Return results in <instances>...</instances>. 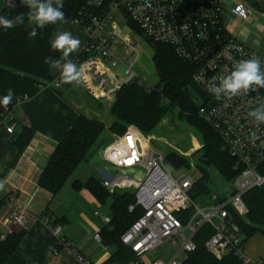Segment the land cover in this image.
Instances as JSON below:
<instances>
[{
    "label": "built area",
    "instance_id": "built-area-1",
    "mask_svg": "<svg viewBox=\"0 0 264 264\" xmlns=\"http://www.w3.org/2000/svg\"><path fill=\"white\" fill-rule=\"evenodd\" d=\"M13 3L15 6L9 7L8 0H1V8L15 9L20 0ZM69 19L86 36L73 62L78 68L83 67L81 85L97 101L114 100L133 77L144 84L135 70L138 63L143 65V51L135 43L134 32L138 31L147 41L170 45L183 61L193 64V83L200 85L207 97L199 114L218 133L234 162L236 176L228 182L226 191L214 190L205 199L207 202L199 204L190 195L198 171L196 163L190 160L185 172L175 177L176 168L167 161L168 152L156 149L153 136L135 125H129L103 148L101 158L116 170L145 171L139 179L121 172L114 175L106 169L101 172V183L110 192L133 189L136 201L129 210L139 206L143 211L121 235L122 243L135 255L126 264H147L144 257L165 241L177 246L176 252L167 260L155 259L148 264H184L196 248L195 235L207 224L214 233L205 247L216 258L233 254L240 264H264V260L252 262L247 257L239 222L249 212L244 195L264 186V124L257 128L254 119L247 115L264 104V88L253 86L254 90L231 98L223 94L217 98L210 91L240 61L255 56L264 68V56L259 50L229 27L231 21H264V0H87ZM60 79L59 73L42 87L55 86ZM29 98L18 97L13 106ZM0 127L9 134L15 132L10 107L1 114ZM25 213L26 208L19 206L3 219L9 232L29 228ZM95 215L105 226L110 225L109 214L97 210ZM44 221L51 224L49 218ZM51 227L55 235L60 233L61 226ZM94 239L103 241L100 232L94 234ZM60 244L71 246L65 238H60ZM75 254L81 264H95L84 254Z\"/></svg>",
    "mask_w": 264,
    "mask_h": 264
},
{
    "label": "trees",
    "instance_id": "trees-1",
    "mask_svg": "<svg viewBox=\"0 0 264 264\" xmlns=\"http://www.w3.org/2000/svg\"><path fill=\"white\" fill-rule=\"evenodd\" d=\"M86 1L63 0L62 11L65 17L77 15ZM27 11L28 7L21 4L15 9L1 8L0 0V16L13 18ZM25 25L7 30L0 26V100L9 94V90L12 93V100L7 107L0 103V116L8 107L13 108L18 97L33 96L51 80L52 67L45 63V58L61 59V53L51 48V37L56 24L38 29V35L33 39H29L28 33L31 29ZM131 26L136 28L133 24ZM147 42L153 50L152 58L159 77L157 86L149 87L138 82L123 85L110 107V114L114 118L110 126L98 118L79 114L65 137L56 146L39 178V185L53 197L58 195L79 166L89 160L93 148L106 129L121 135L129 125H135L144 134L149 135L173 108L179 109L180 115L186 116L190 123L197 126L203 136V146L197 150L199 156L196 166L199 177L190 191L191 198L203 201L215 190L210 169L222 175L227 183L236 176L233 159L223 147L222 139L212 126L199 116V107L193 100L191 84L195 66L183 61L170 45L150 40ZM13 134L14 138L10 145L12 160L9 166L15 165L18 161L35 131L27 125H22L20 131ZM167 161L174 167H188L190 163L176 152L167 153ZM73 186L77 189L87 187L101 205L109 206L111 223L104 226L100 233L103 242L112 247L113 252L103 264H126L133 260L135 255L122 243L121 235L143 212L139 206L133 211L129 210V206L136 201L134 190L119 189L110 192L95 176H91L86 182L75 180ZM243 199L249 212L245 220L241 219L239 222L247 242L257 234L264 236V186L248 191ZM60 221L56 218L52 224L56 225ZM25 231L14 230L4 241H0L1 264L6 263L16 251ZM213 233L214 229L209 224L197 232L194 237L196 248L189 254L184 264H240V260L233 254L218 259L207 251L205 243Z\"/></svg>",
    "mask_w": 264,
    "mask_h": 264
},
{
    "label": "crops",
    "instance_id": "crops-1",
    "mask_svg": "<svg viewBox=\"0 0 264 264\" xmlns=\"http://www.w3.org/2000/svg\"><path fill=\"white\" fill-rule=\"evenodd\" d=\"M65 18L66 31L81 41L79 51L70 56L73 61L82 50L86 36L69 18ZM58 32H62V29H58L56 24L51 41ZM59 73L60 69L52 67L51 80ZM77 84L80 83L63 84L59 88L46 85L29 99L13 106L11 117L15 123V132H19L22 125L35 131L27 148L13 166H9V163L12 160L10 145L14 134L0 127V241L13 233L5 227L3 219L17 207L26 208L25 219L29 225L18 248L3 264H81L75 251L84 254L95 264H103L113 252L112 247L94 239V234L105 226L95 211L109 214V206L101 205L87 187L77 189L73 186L75 180L86 182L85 179L70 181V178L55 197L39 185V178L52 153L80 113L107 122L108 126L114 120L111 114L106 118L107 113L102 108L95 107L80 95L78 87L91 97L82 85ZM108 102L110 113L113 100ZM165 117L158 127L167 124ZM153 136L163 139L159 132ZM202 144L203 141L196 142L193 149H199ZM100 153L101 150L98 151L99 156ZM94 163L100 175L107 167L116 170L108 163L103 166H99L101 164L98 161ZM45 218L50 219V225L45 223ZM56 218L61 220L56 224L61 226L58 235L54 234L51 227ZM60 238H65L71 246L60 244ZM245 253L252 262L264 260V236L257 234L250 238L246 242Z\"/></svg>",
    "mask_w": 264,
    "mask_h": 264
},
{
    "label": "rangeland",
    "instance_id": "rangeland-1",
    "mask_svg": "<svg viewBox=\"0 0 264 264\" xmlns=\"http://www.w3.org/2000/svg\"><path fill=\"white\" fill-rule=\"evenodd\" d=\"M57 28L62 29V31H66V23L63 22H57ZM66 24V25H65ZM229 27L231 30H235L238 35L242 37L247 43H249L252 47L259 50V52L264 56V21H246V22H233L231 21L229 23ZM134 40L138 48L147 53L150 57L153 56V50L150 46V44L147 42V40L140 34L138 31L134 32ZM258 41V43H256ZM135 70L137 71L140 79L144 82L145 85L149 87H156L159 82V77L157 75L156 70L149 72L145 69V67L138 63L135 66ZM81 86V84H77ZM78 93L84 97L95 107L102 108L107 113L106 118L110 113L108 112V107L110 102L108 101H97L89 97L87 94H85L84 90L78 87ZM191 92L193 94V100L195 104L200 108L201 105H203L206 102V94L202 87L196 83L191 84ZM200 116V114H199ZM201 117V116H200ZM166 125L160 124V126L157 127L149 134L151 136L154 135L156 132L159 136H163V139H158L157 137L153 136L152 144L153 146L162 151L163 153H170V152H176L182 157H185L186 159L193 160L196 165L198 163V156L199 152L198 149H193L196 142L203 141V136L198 129L197 126L190 123L188 118L184 115H180V111L177 108L171 109L166 117ZM105 124L107 122H104ZM108 126V124H106ZM118 136V134H115L113 132H110L108 129H106L95 147L93 148V151L91 153V156L88 161L83 162L75 174L71 177L70 181H73L74 179H85L86 181L90 178V176H96L98 178L101 177L100 172L96 170L95 163L96 161L100 162L99 166H103L106 162L99 156L98 151L102 150L103 148L110 145ZM165 140V141H164ZM173 149V150H171ZM174 170V176L179 177L182 175L185 170L184 167H175ZM106 170L112 172L114 175L121 172L125 175L132 176L136 179H139V177H142L144 174V170L141 169V171H124V170H115L112 168H105ZM212 181H213V187L218 192H224L226 191V188L228 186L227 180L220 174L216 173L213 169H210ZM199 177V171H197L195 175V179ZM196 203L200 204V200L198 198L194 199ZM204 201H206L204 199ZM207 202V201H206ZM177 250V246H174L171 242L165 241L163 244L158 246L153 251L149 252L145 257V261L147 263L152 262L155 259H162L167 260L171 255H173Z\"/></svg>",
    "mask_w": 264,
    "mask_h": 264
},
{
    "label": "clouds",
    "instance_id": "clouds-1",
    "mask_svg": "<svg viewBox=\"0 0 264 264\" xmlns=\"http://www.w3.org/2000/svg\"><path fill=\"white\" fill-rule=\"evenodd\" d=\"M9 7H14L13 0H8ZM21 5H26L29 9L27 13L17 14L13 18L0 16V26L5 30L25 25L27 19V28H30L29 39H33L38 35V29H43L49 24L57 22L67 23L65 13L62 11L64 4L63 0H20ZM258 43V41L256 42ZM81 47L79 38L74 37L71 32L62 31L55 35L51 41V48L54 51H59L61 59L53 60L52 57L45 58V63L51 65L55 69H60L61 79L55 83L57 88L62 84L78 83L82 75L83 67H79L70 59V56L78 52ZM253 86L264 88V68L258 57L253 56L248 60H243L234 65V69L230 74L219 78V84L211 86L210 91L220 98L221 94L231 98L238 96L241 92L254 90ZM12 93L4 96L0 103L5 107L11 102ZM249 117L254 119L256 127L259 128L264 124V104L247 113ZM255 139V133H253ZM2 187V185H0Z\"/></svg>",
    "mask_w": 264,
    "mask_h": 264
},
{
    "label": "water",
    "instance_id": "water-1",
    "mask_svg": "<svg viewBox=\"0 0 264 264\" xmlns=\"http://www.w3.org/2000/svg\"><path fill=\"white\" fill-rule=\"evenodd\" d=\"M141 62L143 63V65L145 66V68L149 71L152 72L154 71V62L152 60L151 57H149V55H147V53L142 52L141 54ZM136 82V77H133L129 82L128 85H133ZM78 83H82L81 78H79V82ZM100 156H102V154L100 153ZM167 167L169 168V170H172V167L170 165H167Z\"/></svg>",
    "mask_w": 264,
    "mask_h": 264
}]
</instances>
